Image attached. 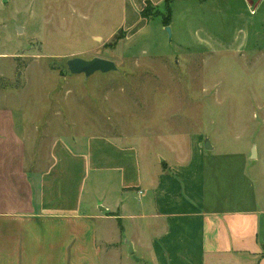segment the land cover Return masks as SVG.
<instances>
[{
  "label": "rangeland",
  "instance_id": "obj_1",
  "mask_svg": "<svg viewBox=\"0 0 264 264\" xmlns=\"http://www.w3.org/2000/svg\"><path fill=\"white\" fill-rule=\"evenodd\" d=\"M141 1L6 0L4 98L32 108L49 135L118 139L149 167L186 161L195 141L208 157L237 154L264 192V0L150 2L147 19ZM95 56L117 69L85 77L66 66ZM134 262L126 252L120 259Z\"/></svg>",
  "mask_w": 264,
  "mask_h": 264
},
{
  "label": "crops",
  "instance_id": "obj_2",
  "mask_svg": "<svg viewBox=\"0 0 264 264\" xmlns=\"http://www.w3.org/2000/svg\"><path fill=\"white\" fill-rule=\"evenodd\" d=\"M4 96L0 264H264V192L242 156L195 141L186 161L149 167L118 139L49 135Z\"/></svg>",
  "mask_w": 264,
  "mask_h": 264
},
{
  "label": "water",
  "instance_id": "obj_3",
  "mask_svg": "<svg viewBox=\"0 0 264 264\" xmlns=\"http://www.w3.org/2000/svg\"><path fill=\"white\" fill-rule=\"evenodd\" d=\"M167 33L170 35V27H165ZM21 29L18 27L17 31ZM66 66L70 73L72 74H83L85 77H89L90 75L94 74L95 72L106 73L110 71H115L117 66L114 61L110 59H106L103 57L95 56L91 59H85L81 57H73L69 58L66 61ZM204 146L207 149H211V145L208 142L204 143ZM256 157V150L252 148L250 153V158ZM162 162L163 159H160ZM129 253H132V249L128 250Z\"/></svg>",
  "mask_w": 264,
  "mask_h": 264
},
{
  "label": "trees",
  "instance_id": "obj_4",
  "mask_svg": "<svg viewBox=\"0 0 264 264\" xmlns=\"http://www.w3.org/2000/svg\"><path fill=\"white\" fill-rule=\"evenodd\" d=\"M166 2H167V0H166ZM149 4H150V1H147L145 6L140 11V15H141L142 18H146L147 19L148 15H150V9L148 7ZM167 8H168L167 17L163 18V20H162V23L165 24V25H167L170 22V18H171V13H170V9H169L168 5H167ZM116 38H120V36H116Z\"/></svg>",
  "mask_w": 264,
  "mask_h": 264
},
{
  "label": "built area",
  "instance_id": "obj_5",
  "mask_svg": "<svg viewBox=\"0 0 264 264\" xmlns=\"http://www.w3.org/2000/svg\"><path fill=\"white\" fill-rule=\"evenodd\" d=\"M254 10H250L251 13H253ZM255 12V11H254Z\"/></svg>",
  "mask_w": 264,
  "mask_h": 264
}]
</instances>
